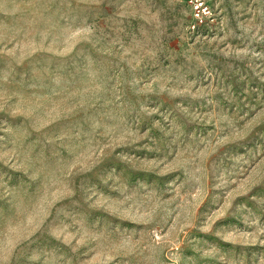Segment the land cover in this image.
<instances>
[{"label": "rangeland", "instance_id": "1", "mask_svg": "<svg viewBox=\"0 0 264 264\" xmlns=\"http://www.w3.org/2000/svg\"><path fill=\"white\" fill-rule=\"evenodd\" d=\"M0 0V264H264V0Z\"/></svg>", "mask_w": 264, "mask_h": 264}, {"label": "built area", "instance_id": "2", "mask_svg": "<svg viewBox=\"0 0 264 264\" xmlns=\"http://www.w3.org/2000/svg\"><path fill=\"white\" fill-rule=\"evenodd\" d=\"M194 10L196 22H203L205 15L209 13V9L204 0H189Z\"/></svg>", "mask_w": 264, "mask_h": 264}]
</instances>
